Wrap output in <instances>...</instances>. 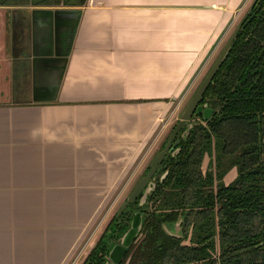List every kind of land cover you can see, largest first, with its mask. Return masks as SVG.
<instances>
[{
  "label": "crops",
  "instance_id": "0c3cea01",
  "mask_svg": "<svg viewBox=\"0 0 264 264\" xmlns=\"http://www.w3.org/2000/svg\"><path fill=\"white\" fill-rule=\"evenodd\" d=\"M251 2L0 0V264L82 263Z\"/></svg>",
  "mask_w": 264,
  "mask_h": 264
},
{
  "label": "trees",
  "instance_id": "16d2710c",
  "mask_svg": "<svg viewBox=\"0 0 264 264\" xmlns=\"http://www.w3.org/2000/svg\"><path fill=\"white\" fill-rule=\"evenodd\" d=\"M239 23L201 101L209 118L192 117L184 136L182 128L179 151L157 167L147 203L114 213L81 264H107L134 211L141 229L119 264H264V0ZM232 168L236 175L225 183ZM179 220L180 235L169 233Z\"/></svg>",
  "mask_w": 264,
  "mask_h": 264
},
{
  "label": "water",
  "instance_id": "95a60500",
  "mask_svg": "<svg viewBox=\"0 0 264 264\" xmlns=\"http://www.w3.org/2000/svg\"><path fill=\"white\" fill-rule=\"evenodd\" d=\"M239 24L240 23H238L237 27L233 30L232 34L227 39L221 51L219 52L217 57L214 59V61L206 71L205 75L203 76L202 80L196 87L195 91L190 96L178 120L176 121L174 127L168 134L164 146L154 154V156L151 158V160L148 163L147 171L144 174H141L133 184L125 200L121 203L117 211V215H120L128 207L129 204H133L137 200H138V205H143L147 203L148 196L153 192L156 186L154 174L157 170V167L163 160L166 153L170 150H173L176 144L178 143V141L175 140V137L182 130V128H184V130L181 135L184 136L188 134L189 129L192 127V122H191L192 116L201 115L203 119L209 118L212 109L211 107H208L206 103L201 104V101L207 87L212 81V78L214 77L221 63L225 59L231 44L237 35ZM178 151L179 148L176 147L172 152V154H176ZM165 175L166 173H163L160 176L159 180L161 181ZM141 222H142L141 212L134 211L132 213V219L130 221L129 228L120 236L119 241L111 247L108 253L107 264H119V262L125 255L128 247L131 245L132 241L137 237L141 229ZM179 222L180 220L175 223L172 230L167 229V231L173 235L179 236L180 235ZM177 230L179 231V234L175 233L177 232Z\"/></svg>",
  "mask_w": 264,
  "mask_h": 264
},
{
  "label": "rangeland",
  "instance_id": "374dc122",
  "mask_svg": "<svg viewBox=\"0 0 264 264\" xmlns=\"http://www.w3.org/2000/svg\"><path fill=\"white\" fill-rule=\"evenodd\" d=\"M228 39V38H227ZM226 39V40H227ZM226 42V41H225ZM225 42L223 43V45L225 44ZM223 45L221 46V48L218 50V52L217 53H215V56L213 57V59H212V61L210 62V65H211V63L213 62V60L217 57V55L219 54V52L221 51V49H222V47H223ZM209 68V67H208ZM208 69H206V71H207ZM201 81V80H200ZM200 83V82H199ZM198 83V84H199ZM198 86V85H197ZM196 86V87H197ZM196 87H195V89H196ZM194 89V90H195ZM194 92V91H193ZM192 95V94H191ZM190 98V97H189ZM189 100V99H188ZM183 106V105H182ZM185 106V105H184ZM184 106L182 107V110H183V108H184ZM182 110L180 111V114H181V112H182ZM179 114V115H180ZM193 118H196V116L195 115H193L192 116ZM178 118H179V116H178ZM198 119V118H197ZM178 119H176V121H177ZM176 121L172 124V127H170V129H169V132H168V134L170 133V131L172 130V128L174 127V125H175V123H176ZM168 134H166V136L164 137V139H163V141L167 138V136H168ZM163 143V142H162ZM161 143V144H162ZM159 146V145H158ZM161 148V145H160V147L159 148H157V149H155L156 151H155V153L159 150ZM211 152H215V149H214V147H212L211 148V150L210 151H208L205 155H204V160H203V163H202V170L203 171H205L206 170V168H208V166H209V157L210 156H212V153ZM154 153V154H155ZM154 156V155H153ZM152 156V157H153ZM151 157V158H152ZM151 158H150V160H151ZM148 166V165H147ZM147 166H146V168H147ZM146 168L144 169V171H143V173L145 172V170H146ZM142 173V174H143ZM235 175H236V170H235V168H232L230 171H228V173L224 176V178H223V180H224V182L225 183H228L229 181H231L234 177H235ZM132 188V187H131ZM129 191V190H128ZM128 191H127V193L126 194H128ZM124 195V196H122V197H119L118 199H117V201L115 202V205H114V207H113V210L111 211V213L109 214V218H108V220H107V222L111 219V217L113 216V214L114 213H116L117 214V211H118V209H119V207H120V205H121V203L125 200V196H127V195ZM110 201H111V199H110ZM107 225V224H106ZM104 227H106V226H104ZM103 227V228H104ZM173 232H175V231H173ZM176 234H179V231L177 230V232H175ZM85 259V258H84Z\"/></svg>",
  "mask_w": 264,
  "mask_h": 264
},
{
  "label": "flooded vegetation",
  "instance_id": "af4514ba",
  "mask_svg": "<svg viewBox=\"0 0 264 264\" xmlns=\"http://www.w3.org/2000/svg\"><path fill=\"white\" fill-rule=\"evenodd\" d=\"M254 1H255V0H252V2H251V4H250V6H249L247 12L249 11V9H250V7H251V5L253 4ZM247 12H246V13H247ZM244 16H245V15H244ZM244 16H243V17H244ZM243 17H242V18H243ZM242 18H241V20H242ZM213 61H214V60H213ZM211 64H212V63H211ZM209 67H210V66H209ZM207 106H208V105H207ZM198 116H200V115H198ZM123 257H124V256H123ZM122 259H123V258H122ZM122 259H121V260H122ZM120 262H121V261H120ZM120 262H119V263H120Z\"/></svg>",
  "mask_w": 264,
  "mask_h": 264
}]
</instances>
